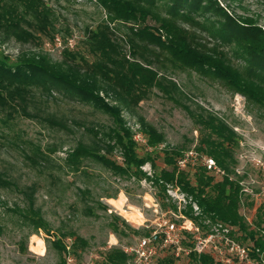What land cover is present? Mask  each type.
<instances>
[{"label": "rangeland", "instance_id": "rangeland-1", "mask_svg": "<svg viewBox=\"0 0 264 264\" xmlns=\"http://www.w3.org/2000/svg\"><path fill=\"white\" fill-rule=\"evenodd\" d=\"M44 1L52 11L49 36L38 35L39 41L24 43L0 33V53L12 60L22 54L45 53L58 62L68 48L92 60L86 43L88 32L108 21L115 38L132 59L127 26L110 23L106 10L97 0ZM215 1L230 15L252 19L264 30L261 0ZM161 13L164 15L166 11L161 8ZM218 19L208 13L205 17H196V22L181 20L180 23L197 36L200 45L219 46L228 53L233 65L244 67L245 61L234 54L233 45L219 43L211 34L210 26ZM153 23L149 19V24ZM141 53L153 62L152 67L167 79L165 82L171 89L175 90L169 81L177 86L173 98L154 88L131 111L123 110L127 126L135 136L143 135L139 117H144L165 136L164 144L155 150L148 147L144 136L136 140L138 154L150 153L154 161L155 166L147 163L142 167L151 180L118 175L88 156L82 158L76 171L69 164L68 156L78 147L100 151L118 164L123 162L121 148L116 146L109 151V139L102 135L114 126L108 114L56 89L50 93L35 91L28 109L30 116L17 115L6 124L0 121V173L5 180L0 187V264H59L61 253L55 245L58 238L68 249L72 248L75 237L86 242L74 252L71 249L67 264H104L110 250L126 251L134 247L157 222L172 218L169 211L175 212L167 199L164 200L166 207L163 205L161 191L152 179L155 172L165 167L163 149L199 151L201 130L192 116L200 113L216 115L237 135V163L232 178L243 187L240 212L253 223L257 208L264 203V102L250 101L218 78L178 66L154 45L146 46ZM107 101L114 103L110 97ZM194 171L190 172L192 181ZM213 175L216 181H221L224 172ZM120 196L124 198L126 211L141 214L140 221H129L117 209L112 200ZM40 218L45 227L36 226ZM206 221L208 229H203L204 233L213 228ZM239 236L241 232H236L233 238L244 243L238 240ZM39 240L43 241L45 250L38 248ZM189 242L190 239L186 243ZM186 243L183 246L188 250ZM216 244L218 249L209 251L218 259L245 264L229 254L222 243ZM130 259L129 264H134L131 256ZM175 264L193 263L186 251Z\"/></svg>", "mask_w": 264, "mask_h": 264}, {"label": "trees", "instance_id": "trees-1", "mask_svg": "<svg viewBox=\"0 0 264 264\" xmlns=\"http://www.w3.org/2000/svg\"><path fill=\"white\" fill-rule=\"evenodd\" d=\"M97 1L106 10L110 23L119 22L127 26V43L132 59L128 58L122 44L115 38L108 21L88 32L86 43L92 60L68 48H65L63 59L58 62L45 53L22 54L16 60L0 53V121L3 123L17 115L30 116L28 109L35 91L50 93L53 89L85 104H92L112 118L114 126L102 135L109 139V151L116 146L121 148L122 164L100 151L80 146L68 156L69 164L76 171L82 158L88 156L118 175L133 176L139 181L150 179L142 167L147 163L155 166L154 161L150 153L146 156L138 154V142L127 126L123 110L131 111L154 88L173 98L177 86L169 81L175 88L171 89L165 82L167 79L152 67L153 62L143 56L141 50L146 46L154 45L166 52L169 60L178 66L220 79L250 101L264 102V30L252 19L230 15L215 0ZM261 1L264 4V0ZM161 8L166 11L164 15ZM208 13L219 17L217 23L210 26L211 34L219 43L233 45L234 54L245 61L244 67L233 65L228 53L219 46L205 48L200 45L197 36L180 23L181 20L196 22V17H205ZM51 16L52 11L44 0H0V33L19 42L39 41L38 35L49 36ZM149 19L154 23L149 24ZM208 19L205 18L206 21ZM109 97L114 103L107 101ZM192 117L201 130L198 150L216 160L224 172L222 180L216 181L214 175L203 166L180 169L178 162L184 154L182 148H166L163 149L165 167L159 173L155 172L152 182L160 189V199L165 207L166 185L179 186L192 197L202 212L194 217L192 209H188L185 211L187 216L203 229H208L203 222L209 219L232 227L233 235L241 232L238 240L253 249V260H259L261 253H264V203L257 208L252 224L240 212L243 187L232 178L237 163V135L214 114L200 113ZM138 124L149 148L155 150L164 144V134L144 117H139ZM192 170H195L194 181L190 178ZM3 184L5 180L0 173V187ZM173 209L176 210L175 207ZM35 224L39 228L44 226L41 218ZM124 225L128 226L125 221ZM186 242L188 240L184 241V246ZM189 244L186 243V246L191 249V241ZM55 245L61 253L59 264H67V255L78 246L84 247L86 242L81 237H75L72 251L60 238L55 240ZM181 254L176 256L173 251H168L155 264H175ZM189 257L193 264H228L209 251L198 254L192 250ZM130 260V255L124 250L114 248L105 255L104 264H129Z\"/></svg>", "mask_w": 264, "mask_h": 264}, {"label": "built area", "instance_id": "built-area-1", "mask_svg": "<svg viewBox=\"0 0 264 264\" xmlns=\"http://www.w3.org/2000/svg\"><path fill=\"white\" fill-rule=\"evenodd\" d=\"M143 135L138 134L135 140ZM143 138V137H142ZM205 167L211 174L221 173L222 170L217 165L214 158L200 152L188 151L183 154L179 160L180 169L195 166ZM167 201L176 208L175 212H170L172 218L162 219L157 222L156 226L150 230L149 234L138 239L134 247L126 249V253L131 256L134 264H152L159 257H165L168 251H173L176 256L183 252L192 250L198 254L208 252L210 249H218L216 242L226 246L229 254L245 264H264V253H261L259 260H253L251 253L253 249L233 238V228L216 221L212 223L211 231L204 233L203 228L192 218L184 213V210L192 209L194 217L202 214L198 204L193 201L192 197L186 194L179 186L166 185ZM204 221L203 224H205ZM264 237V231H263ZM192 243L191 249L183 246L185 240ZM211 252V251H209ZM259 252V250H257ZM223 262L230 264L229 259H222Z\"/></svg>", "mask_w": 264, "mask_h": 264}, {"label": "bare ground", "instance_id": "bare-ground-1", "mask_svg": "<svg viewBox=\"0 0 264 264\" xmlns=\"http://www.w3.org/2000/svg\"><path fill=\"white\" fill-rule=\"evenodd\" d=\"M112 202L117 207L118 210L122 211V213L125 215V217L127 219H129V221L134 222V223L140 221V218H141L140 215L141 214H139L138 212H135V211L128 212L124 209V198H123V196H120V198L117 200H112ZM37 245H38V248L40 250H45V245H44L42 240H39L37 242Z\"/></svg>", "mask_w": 264, "mask_h": 264}]
</instances>
